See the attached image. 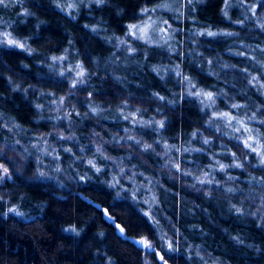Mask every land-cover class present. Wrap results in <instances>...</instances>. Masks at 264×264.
<instances>
[{
	"label": "clouds",
	"instance_id": "obj_1",
	"mask_svg": "<svg viewBox=\"0 0 264 264\" xmlns=\"http://www.w3.org/2000/svg\"><path fill=\"white\" fill-rule=\"evenodd\" d=\"M0 8V261L264 264V0Z\"/></svg>",
	"mask_w": 264,
	"mask_h": 264
},
{
	"label": "trees",
	"instance_id": "obj_2",
	"mask_svg": "<svg viewBox=\"0 0 264 264\" xmlns=\"http://www.w3.org/2000/svg\"><path fill=\"white\" fill-rule=\"evenodd\" d=\"M16 9H13V12L15 11ZM6 13V10L3 9V8H0V15H4ZM8 16H11L12 15V12H7L6 13ZM116 213L117 214H120V209L117 208L116 210ZM43 229L44 233L47 234L48 236H52L53 233L51 231V225L50 224H41L39 226H34L33 229H32V234H31V239L34 240V245L33 247L30 249V252L28 253V264H42L43 260H44V256L42 255V252H41V249H44L47 247V245L45 244H40V241H42L44 239V237H42L39 232H40V229ZM27 239V238H25ZM21 243H23V241H21ZM35 244H40V247L37 248L35 246ZM21 252H23V249H21ZM34 253V255H33ZM24 260H25V257L22 255L20 258H19V264H24ZM0 264H4L3 261H0ZM66 264H77V259L75 257V254L73 257L71 258H68L67 261H66ZM84 264H87V262H84Z\"/></svg>",
	"mask_w": 264,
	"mask_h": 264
}]
</instances>
